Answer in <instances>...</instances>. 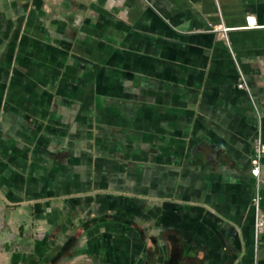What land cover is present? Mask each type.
<instances>
[{"label": "crops", "instance_id": "crops-1", "mask_svg": "<svg viewBox=\"0 0 264 264\" xmlns=\"http://www.w3.org/2000/svg\"><path fill=\"white\" fill-rule=\"evenodd\" d=\"M258 133L264 0H0V264H264Z\"/></svg>", "mask_w": 264, "mask_h": 264}, {"label": "built area", "instance_id": "built-area-1", "mask_svg": "<svg viewBox=\"0 0 264 264\" xmlns=\"http://www.w3.org/2000/svg\"><path fill=\"white\" fill-rule=\"evenodd\" d=\"M246 27H257L255 19L251 16L246 17ZM212 30L225 36L229 30L222 26H212ZM244 82L240 80L237 87L243 88ZM264 155V143L260 133H258L252 142V156L250 159V173L254 178V191L251 197V205L253 208V236L254 243L257 244L259 236L264 232V211L261 207V183L260 176L261 162Z\"/></svg>", "mask_w": 264, "mask_h": 264}]
</instances>
